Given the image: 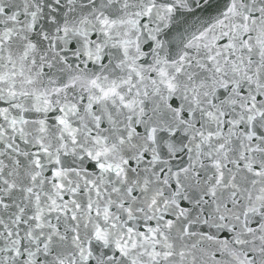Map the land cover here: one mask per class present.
Masks as SVG:
<instances>
[{
    "label": "snow or ice",
    "instance_id": "6c2138e0",
    "mask_svg": "<svg viewBox=\"0 0 264 264\" xmlns=\"http://www.w3.org/2000/svg\"><path fill=\"white\" fill-rule=\"evenodd\" d=\"M0 264H264V0H0Z\"/></svg>",
    "mask_w": 264,
    "mask_h": 264
}]
</instances>
